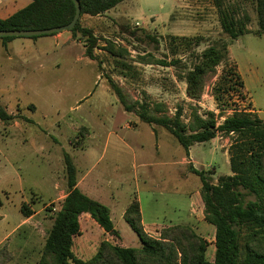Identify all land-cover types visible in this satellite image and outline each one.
Listing matches in <instances>:
<instances>
[{"label": "rangeland", "instance_id": "1", "mask_svg": "<svg viewBox=\"0 0 264 264\" xmlns=\"http://www.w3.org/2000/svg\"><path fill=\"white\" fill-rule=\"evenodd\" d=\"M226 2L251 15L250 32L228 43L230 59L245 83V97L230 90L222 101L216 99L220 65L201 99L193 103L201 113L214 111L217 123L235 108L258 111L264 118V36L256 34L258 15L252 0ZM108 11L105 22L97 25L98 58L91 63L79 58L81 45L70 53L61 45L27 62L8 60L0 45V104L12 115L0 118V249L6 245L10 252L6 264L40 260L51 217L68 192L65 153L78 175H86V182L94 185L91 194L109 206L124 244L142 245L123 214L136 196L149 234L159 236L164 227L176 224L190 226L207 240L206 256L213 259L215 225L205 220L202 182L190 165L205 169L212 182L230 174L231 136L219 133L209 141L194 142L189 155L167 128L142 121L136 109L126 110L110 81L123 88L129 102L164 103L171 115L181 108L182 119L189 121L191 100L178 74L197 60L193 51L226 38L216 1L123 0ZM172 34L206 40L173 54L168 40ZM106 39L125 48L123 55L106 50ZM173 57H181L179 66L158 63ZM85 121L94 129L90 141ZM23 203L37 212L26 223ZM82 228L73 251L83 259L92 258L104 240L118 242L89 215L82 217Z\"/></svg>", "mask_w": 264, "mask_h": 264}, {"label": "trees", "instance_id": "2", "mask_svg": "<svg viewBox=\"0 0 264 264\" xmlns=\"http://www.w3.org/2000/svg\"><path fill=\"white\" fill-rule=\"evenodd\" d=\"M81 13L76 25L70 29L76 36L85 38V54L97 59L95 53L101 37L91 27L83 26L81 18L107 12L123 0H79ZM225 37L213 39L202 51H193L196 61L179 77L187 83L186 94L190 98L189 121H184L181 108L171 115L165 112L164 103H131L129 95L112 80L111 86L126 110H137L142 121L167 128L183 145L187 153L194 142L209 141L219 133L231 136L228 148L230 174L220 175L212 182L205 169L190 165L199 175L204 202L205 220L215 225V253L210 260L206 256L207 240L190 226L176 224L164 227L159 236L149 234L144 226L139 199L134 196L125 209L124 218L139 236L142 245L124 244L116 230L109 206L83 192L77 185L78 171L70 156L64 154L68 192L62 199L47 231L42 256L37 264H264V118L257 112L235 108L217 123L214 111L200 112L199 101L206 86L223 71L214 86L220 102L224 93L239 91L245 97V83L240 71L229 56L228 43L250 32L251 15L244 7L226 0H215ZM258 15L256 34L264 36V0H252ZM76 12L73 0H31L8 17H0V29L48 28L69 23ZM60 32V31H59ZM134 32V31H133ZM57 33V32H55ZM54 34V33H50ZM29 36V37H37ZM17 36H0L8 41ZM153 38V37H152ZM170 49L179 53L181 47L188 50L206 40L203 36L169 35ZM105 49L115 56H122L125 48L106 39ZM181 57L158 63L179 66ZM194 100V101H193ZM163 110V111H162ZM0 118L8 120L12 115L0 104ZM21 212L30 216L34 210L27 203ZM89 215L118 242L104 240L98 252L90 259L78 257L73 251L75 239L83 232L82 217ZM120 239V240H119ZM115 240V241H116ZM10 252L6 245L0 249V264H6Z\"/></svg>", "mask_w": 264, "mask_h": 264}, {"label": "crops", "instance_id": "3", "mask_svg": "<svg viewBox=\"0 0 264 264\" xmlns=\"http://www.w3.org/2000/svg\"><path fill=\"white\" fill-rule=\"evenodd\" d=\"M30 2H31V0H0V17L1 18L8 17L9 15L13 14L18 9L26 6ZM108 12L109 11H107L103 14H98V15L86 14L81 18V22H82L83 26L91 27L92 29H94V33L96 35H98L97 34V25L105 22L106 14H108ZM88 17L95 18V21L94 22H86ZM0 45L2 47H4V49L6 50L4 55L6 56V58L8 60H14L16 58V59H19L23 62H27V61H30L31 58H35L38 55H42L43 53L46 54L49 52L50 49H54V48L61 46V45L63 46L64 50L68 53L73 51L75 46L81 45L80 50H81L82 56H79V58L81 57L82 60L84 58H89V60H87L86 63H91V62H94V60H95V59H92L85 54V48H86L85 38L80 33H78L75 36L71 30H63V31H60V32H57L54 34H45V35H41L38 37L19 36V37H15L11 40H8L6 42L3 41V39H0ZM32 49H33V51H31ZM95 53H96V51H95ZM68 59H71V58H68ZM257 113H258V111H257ZM102 114H103L102 112H97L98 116L102 115ZM89 123H90L89 121H85V123L82 122V124L87 125L89 127V130H90L89 135L86 137L87 141L92 140L94 137V129L92 128V126ZM88 143L90 145H92L91 144L92 142H88ZM189 155H190V153H189ZM86 178H87L86 175H83L82 177H80L78 175L77 185L83 192H85L89 196L95 198L96 196H93L91 194L92 193L91 189L94 185L92 183L86 182ZM91 182H93V181H91ZM82 185H84L85 189H87V190L82 188ZM95 199H99V198L96 197ZM125 209H124V212H125ZM141 211H142V209H141ZM36 213L37 212L34 211V213L31 214L30 216L23 215L22 222L23 223L28 222V220L33 218L36 215ZM143 223H144V221H143ZM144 226H145V229L147 230V225L145 223H144Z\"/></svg>", "mask_w": 264, "mask_h": 264}, {"label": "water", "instance_id": "4", "mask_svg": "<svg viewBox=\"0 0 264 264\" xmlns=\"http://www.w3.org/2000/svg\"><path fill=\"white\" fill-rule=\"evenodd\" d=\"M76 6V12L73 19L65 24L60 26L48 27V28H32V29H0V36H36V35H45L50 33H55L63 30L72 29L81 13V3L79 0H73Z\"/></svg>", "mask_w": 264, "mask_h": 264}]
</instances>
